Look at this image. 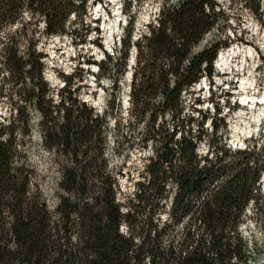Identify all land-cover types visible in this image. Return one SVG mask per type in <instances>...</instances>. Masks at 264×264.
Returning <instances> with one entry per match:
<instances>
[{
  "label": "trees",
  "instance_id": "16d2710c",
  "mask_svg": "<svg viewBox=\"0 0 264 264\" xmlns=\"http://www.w3.org/2000/svg\"><path fill=\"white\" fill-rule=\"evenodd\" d=\"M87 1L0 0V99L10 105L0 122V264H257L264 257V192L258 187L264 141L226 148L216 135L219 128L227 135L226 125L213 115V153L200 156L196 147L208 115L201 114L193 133L194 117L182 113L185 93L204 76L210 79L218 50L228 45L213 38L191 52L211 30L229 26L224 10L216 0H162L158 25L133 41L134 17L128 15L120 56L100 63L98 77L116 87L114 78L124 75L135 47L128 126L141 124V143H155L146 176L119 202L105 153L108 132L118 151L130 141L120 129V110L109 100L98 114L77 99L73 75L60 74L65 84L54 98L33 35L76 34L68 17L86 13ZM243 1L261 14L264 0ZM24 12L43 20V29L21 22ZM258 21L263 24L261 16ZM33 112L57 174L53 205L27 153ZM249 215L263 232L260 239L244 229Z\"/></svg>",
  "mask_w": 264,
  "mask_h": 264
},
{
  "label": "rangeland",
  "instance_id": "374dc122",
  "mask_svg": "<svg viewBox=\"0 0 264 264\" xmlns=\"http://www.w3.org/2000/svg\"><path fill=\"white\" fill-rule=\"evenodd\" d=\"M177 1L174 0V2ZM216 1L224 10L229 26L221 25L219 28H215L212 33L206 36V42H210L213 38L215 40L225 39L228 41L227 46L218 50L216 57L228 51H232V53L236 51L238 53V57L236 56L237 58L233 59L235 64L232 62L234 66L232 70L237 69V75L241 76V81L238 79L239 88L237 90L235 88L238 86V82L236 81L234 83L235 88L233 89V93L235 91L236 95L243 99L244 95L240 88L243 79L248 78L254 84L253 89L248 94L249 98L260 100V98H264V22L261 24L258 21V17L261 16L262 21H264V4L261 7V14L259 16L257 15V17L256 14L244 5L243 0ZM126 2L128 0H88L86 3V13H81V17H79V13L74 14L72 12L68 17L70 23L69 28L75 29L76 34L73 32V35L63 34L51 37H47L39 32L33 34L39 43V49L45 54V57H43L45 64L43 74L45 80L53 88L54 96H57V90L64 85V80L60 74L73 75L71 90L75 88L74 96L77 99L80 101L86 100L85 103L92 107L98 114L103 112L109 100H114V109L120 110V116L122 118L120 129L124 134L129 135L130 141L124 142L121 150L118 151L113 142V135L108 132L109 137L105 153L109 169L117 178V200L119 202H124L126 197H131L135 189L134 183L138 180H143L146 176L145 164L147 163V158L151 155V150L155 143L150 140L146 143H141L139 140L140 134L143 131L141 124L132 123L131 128L128 126V123L132 122V119L126 116V109L129 103L130 65L133 62L132 46L129 49L126 59L124 75L114 78L117 79L116 87L112 86L111 79L98 77V74H101L99 64L104 65L108 55L116 59L120 56L117 51L119 50L120 39L122 38L123 25L125 26L126 24L127 26L129 20L128 15L134 17L132 34L135 33L137 36L139 34H149L144 33L146 31L144 29L145 25L147 23H154V16L157 14V8L162 0H129V7L125 11L122 8ZM99 15L102 16L98 20H90L97 18ZM21 22L27 23L29 28L42 30L43 20L39 19L35 21V18L28 12H24ZM94 26L100 28L98 34L93 31L92 28ZM13 28L15 26L9 27V29ZM111 35L114 40L109 45L108 39ZM22 42L25 41L22 40ZM201 44H204V40ZM248 54L253 58L246 60ZM88 61L90 62L88 63ZM92 61L96 63L93 64ZM243 62H248L247 69L246 66L241 67ZM75 66L76 68L74 70ZM217 67L216 72L210 79L204 76L206 86L210 82L215 84V87L213 86L214 88L209 89V93L212 94L213 105L210 102L206 104L205 98L207 97V93L203 89L204 85L202 84V86L200 84V80L192 86L183 98L186 114H190L195 119L191 127L193 133L197 130V121L201 120V114L208 115L204 119L203 126L206 129V133L201 142V151L198 152L200 156H205L210 151L213 153V150L209 147V143L212 141V133L205 124L213 116L212 112L216 109V102L220 105L223 100L222 95L225 92L221 91L217 87V84L220 83V79L223 76L229 78L226 73H219ZM71 71L73 72L69 73ZM244 71L245 73L243 75L242 72ZM213 89L215 90L213 91ZM233 93L230 94L228 99L230 104H233L237 100V96L233 95ZM195 99L199 101L194 104L193 100ZM198 111L199 116L197 115ZM226 111H221L219 115H215L217 119L220 116L223 117L224 120L222 119L221 122L223 121V125H226L227 128V135L225 132L220 131V128L218 129L219 132L216 135L219 144L225 145L228 149L236 150L245 148L248 141L252 142L255 139L259 142L261 140L264 141V103L262 105L250 106L247 111H243V117H236V111H240L237 108H234V111L225 115ZM9 112V103L5 99H0V122L6 120ZM114 118V116H109L108 118L109 129H113ZM226 120H231L230 123H233L231 129L230 124L225 123ZM31 121L32 129L28 141L27 153L31 163L40 176L45 196L49 203L53 205L55 202L54 185L57 174L52 162V153L42 143L38 127L39 115L36 112L32 113ZM171 123L170 121L167 122L168 128L171 127ZM217 123H220V120H217ZM222 127L224 129V126ZM172 186L170 185L169 189H172ZM258 187L264 192V177H262V181L259 182ZM161 216L165 217V213L162 212ZM244 229L253 232L259 239L263 235L262 230L254 223L250 215L245 223ZM257 264H264V257L259 259Z\"/></svg>",
  "mask_w": 264,
  "mask_h": 264
},
{
  "label": "built area",
  "instance_id": "2783aa9c",
  "mask_svg": "<svg viewBox=\"0 0 264 264\" xmlns=\"http://www.w3.org/2000/svg\"><path fill=\"white\" fill-rule=\"evenodd\" d=\"M95 1H97V0H95ZM172 2H174V0H172ZM161 6H162V2L159 4V6H158V8H157V14L154 16V23H147L146 25H145V30L146 31H144V33H148V31H149V26H157L158 25V18H159V13H160V9H161ZM86 7H87V4H86ZM264 22V21H263ZM45 26V22L43 21V23H42V28ZM93 29V31L96 33V34H98L99 32H100V28H99V31H97L95 28H92ZM215 29V28H214ZM213 29V30H214ZM213 30H211V33H212V31ZM212 35V34H211ZM142 35L141 34H139L138 36L134 33L133 34V36H132V38H133V40H137L138 38H140ZM204 37V44H201V45H195V46H193L192 47V50H191V52L192 53H195V52H197V51H199V50H201L204 46H206L209 42H206V36H203ZM101 45V44H100ZM236 49H238V47H236ZM132 53H134V48H132ZM234 58H236V57H234ZM90 61H88V63H89ZM93 62V64H95L96 62L95 61H92ZM98 62V61H97ZM87 63V62H86ZM234 63V62H233ZM235 64V63H234ZM213 72H212V75L216 72V67H217V63H216V61H213ZM216 66V67H215ZM75 68H76V66L74 67V70H75ZM215 69V70H214ZM217 69H219V73H221V74H224V73H226V75H228V77L229 78H225L224 76L222 77V79H220V83L219 84H217V87L219 88V89H221V91H224L225 93H224V95H222V102H221V104L220 105H218L217 104V102H216V109H215V111H213L212 112V114L213 115H219L220 114V112L222 111V112H224L225 110H227L226 111V113H225V115L226 114H229L230 112H232V111H234V108H237V110H240L239 112H237L236 111V117H243V111H247L248 110V108L250 107V106H252L253 105V101L251 100V99H247V100H242L241 99V97H239L238 95H236V93H235V91H234V93H233V89L235 88L234 86V83L237 81L238 82V86L235 88L236 90L239 88V80L238 79H240V77H238L237 76V69L235 70H232V69H229V70H226V69H224V70H222V69H220V68H218L217 67ZM252 69V68H251ZM255 69V68H254ZM73 70V71H74ZM73 71H71V72H69V73H72ZM229 71V72H228ZM91 73H93V71H91ZM66 75V74H65ZM211 75V76H212ZM207 76V75H206ZM210 76V77H211ZM240 81H241V79H240ZM64 84H65V82H64ZM64 86V85H63ZM62 86V87H63ZM208 86V87H207ZM206 86V84H204V86H203V89L206 91V93H207V97L205 98V100H206V104L207 103H211V105H213V100H212V98H211V96H212V94H210L209 93V89L210 88H212L213 86L215 87V84L214 83H208V85ZM213 87V88H214ZM218 88H216V89H218ZM215 89H213V91H214ZM227 93V94H226ZM233 93V95H236L237 97V100H235L234 101V103L233 104H230V102L228 101V99H229V96H230V94H232ZM57 96H54V98H56ZM262 99H264V98H260V104L262 105ZM83 102H86V100H82ZM199 100L198 99H195V100H193V103L195 104V103H197ZM231 106H233L232 107V109H230L231 108ZM186 110H185V108L183 109V111H182V113L183 114H185V115H188V114H186V112H185ZM190 115V114H189ZM197 115L199 116V111L197 112ZM218 119H223V117H219ZM224 120V119H223ZM242 120V119H241ZM230 121L231 120H226L225 121V123H229L230 124V129L232 128V125H233V123H230ZM224 123V122H223ZM210 130H211V118L206 122V124H205ZM179 135H180V132H178L177 133V137H179ZM202 139H203V136H202ZM202 140H200L199 141V143L197 144V147H196V153L198 154V152L199 151H201V146H202ZM206 149V148H205Z\"/></svg>",
  "mask_w": 264,
  "mask_h": 264
},
{
  "label": "bare ground",
  "instance_id": "6f19581e",
  "mask_svg": "<svg viewBox=\"0 0 264 264\" xmlns=\"http://www.w3.org/2000/svg\"><path fill=\"white\" fill-rule=\"evenodd\" d=\"M111 1V0H110ZM112 34V33H111ZM112 35L109 37V39H108V43H109V45L113 42V39H112ZM202 43V42H201ZM201 45V44H200ZM238 55V53L236 52V51H234L233 53H232V51H228V52H224V53H222L221 54V56H219L218 58H217V66H218V68H220V69H222V70H224V69H226V70H229V69H233L234 68V66H233V64H232V62H233V59H234V57H236ZM238 57V56H237ZM236 57V58H237ZM251 58H253L252 56H250V54H248V56L246 57V60H250ZM248 63V62H247ZM247 63H242L241 64V67L242 66H246V69L248 68V64ZM244 73H245V71L244 72H242V74L244 75ZM238 77H241L240 75H237ZM206 83V79H203V81L200 83L201 85L203 84H205ZM202 85V86H203ZM253 81H251V80H249L248 78H244L243 79V82H242V85H241V91H242V93H243V95H244V97H243V99L242 100H247V99H251L252 101H253V106H255V105H260V100H257V99H255V98H249V96H248V94H249V92L253 89ZM186 94V93H185ZM242 98V97H241ZM262 103H264V99L262 100ZM233 140H234V138H233ZM232 140V141H233Z\"/></svg>",
  "mask_w": 264,
  "mask_h": 264
}]
</instances>
